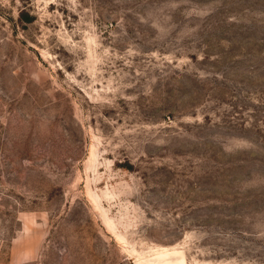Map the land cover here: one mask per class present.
Returning <instances> with one entry per match:
<instances>
[{"label":"rangeland","instance_id":"rangeland-1","mask_svg":"<svg viewBox=\"0 0 264 264\" xmlns=\"http://www.w3.org/2000/svg\"><path fill=\"white\" fill-rule=\"evenodd\" d=\"M0 264H264V0H0Z\"/></svg>","mask_w":264,"mask_h":264}]
</instances>
